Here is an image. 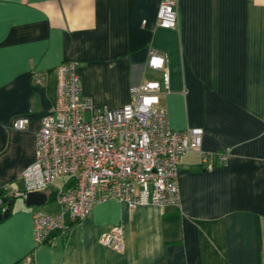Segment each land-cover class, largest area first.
Masks as SVG:
<instances>
[{
	"label": "crops",
	"instance_id": "1",
	"mask_svg": "<svg viewBox=\"0 0 264 264\" xmlns=\"http://www.w3.org/2000/svg\"><path fill=\"white\" fill-rule=\"evenodd\" d=\"M159 1L0 0V183L22 188L62 61H74L95 106L113 108L130 100V86L160 82L145 64L150 49L168 73L158 94L168 128H200L211 164L198 151L179 158L177 205L108 198L80 220L64 214L42 243L31 207L51 196L42 211L56 214L57 192L48 186L39 205L13 198L0 219V264H264V0H177L174 28L156 26ZM17 117L25 129L10 127ZM118 224L115 251L99 237Z\"/></svg>",
	"mask_w": 264,
	"mask_h": 264
},
{
	"label": "built area",
	"instance_id": "2",
	"mask_svg": "<svg viewBox=\"0 0 264 264\" xmlns=\"http://www.w3.org/2000/svg\"><path fill=\"white\" fill-rule=\"evenodd\" d=\"M177 0H160L156 26L177 25ZM161 70L159 81L147 80L129 87L130 100L121 106H95L82 94L75 63L62 61L57 67L54 104L40 118L35 133L34 160L22 174V188L13 190L0 183V212L6 200L29 192H42L54 180L66 177L55 194L58 212L54 215L36 209L31 216L36 243L47 241L60 230L63 215L80 220L91 206L108 198L128 208L143 204H173L179 201L177 163L187 151H198L205 170L211 169L207 154L200 149L201 129L170 130L158 94L168 88L164 57L154 49L145 62ZM27 118L17 117L10 127L23 130ZM224 160L226 153H217ZM99 242L112 250L122 248V226L111 227ZM28 261V259H27Z\"/></svg>",
	"mask_w": 264,
	"mask_h": 264
},
{
	"label": "water",
	"instance_id": "3",
	"mask_svg": "<svg viewBox=\"0 0 264 264\" xmlns=\"http://www.w3.org/2000/svg\"><path fill=\"white\" fill-rule=\"evenodd\" d=\"M44 199L45 195L41 192H29L26 193V195L24 196V203L26 205H39L44 201ZM3 200L5 202L6 207L2 212H0V219L8 215L9 208L11 205V200H6L5 198Z\"/></svg>",
	"mask_w": 264,
	"mask_h": 264
},
{
	"label": "rangeland",
	"instance_id": "4",
	"mask_svg": "<svg viewBox=\"0 0 264 264\" xmlns=\"http://www.w3.org/2000/svg\"><path fill=\"white\" fill-rule=\"evenodd\" d=\"M66 181V177H59L58 179L54 180L50 185H49V189L54 191V193L59 192L63 189L64 187V182ZM49 199L51 201L45 202L42 205L39 206H33L31 208L33 209H40V210H44L46 207H49L50 205L54 204V200L51 199V196L49 197ZM16 201H23L22 198H17Z\"/></svg>",
	"mask_w": 264,
	"mask_h": 264
}]
</instances>
